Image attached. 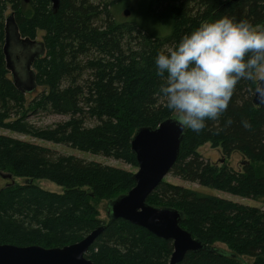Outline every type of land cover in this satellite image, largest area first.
<instances>
[{
    "label": "trees",
    "instance_id": "trees-1",
    "mask_svg": "<svg viewBox=\"0 0 264 264\" xmlns=\"http://www.w3.org/2000/svg\"><path fill=\"white\" fill-rule=\"evenodd\" d=\"M8 5L23 37L44 34L46 53L34 65L38 89L29 103L6 68ZM126 7H133L132 17L119 20L115 10ZM224 16L264 30V0H60L57 13L50 0H0V129L138 168L131 149L136 130L171 117L157 95L163 80L154 58ZM255 87L239 81L223 114L199 133L187 130L173 177L264 205V105H254ZM31 113L68 120L41 129L29 123ZM208 144L225 158L240 153L243 170L205 160L199 150ZM0 172L24 181L0 188V245L62 248L105 226L85 255L94 264L169 263L171 241L99 218L94 202L108 207L127 194L134 173L1 134ZM40 180L61 191L42 189ZM148 203L183 212L181 228L213 249L188 253L180 264H264L263 209L164 181Z\"/></svg>",
    "mask_w": 264,
    "mask_h": 264
},
{
    "label": "water",
    "instance_id": "water-1",
    "mask_svg": "<svg viewBox=\"0 0 264 264\" xmlns=\"http://www.w3.org/2000/svg\"><path fill=\"white\" fill-rule=\"evenodd\" d=\"M23 1L25 4L30 2ZM50 1L53 13H57L60 0ZM124 15L128 17L130 11H124ZM3 52L6 68L12 76L15 88L23 95L35 93L38 85L34 65L44 57L46 48L43 41L21 35L15 13L6 17ZM253 103L258 107L264 105L257 99L256 93ZM186 132L187 130L181 132L171 117L164 119L156 128L137 129L131 139L132 153L138 165V171L133 175L135 187L127 194L111 200L106 210L109 220L127 221L160 239L171 241L173 253L168 264H180L188 253L213 251L210 246L181 228L183 212L148 203L149 197L175 165ZM0 176L11 180V184L15 183L11 174L0 172ZM104 228L105 226H101L80 242L62 248L0 245V264H94L85 255Z\"/></svg>",
    "mask_w": 264,
    "mask_h": 264
},
{
    "label": "clouds",
    "instance_id": "clouds-1",
    "mask_svg": "<svg viewBox=\"0 0 264 264\" xmlns=\"http://www.w3.org/2000/svg\"><path fill=\"white\" fill-rule=\"evenodd\" d=\"M154 64L163 80L157 95L181 132L199 133L206 120L223 114L241 80L255 83L264 103V30L246 20L201 23L175 48L157 53Z\"/></svg>",
    "mask_w": 264,
    "mask_h": 264
},
{
    "label": "rangeland",
    "instance_id": "rangeland-1",
    "mask_svg": "<svg viewBox=\"0 0 264 264\" xmlns=\"http://www.w3.org/2000/svg\"><path fill=\"white\" fill-rule=\"evenodd\" d=\"M132 8L133 7H131V8L126 7L120 11L115 10L117 15L121 17V18H119V20H125L128 18H131L132 17L131 12H130V15L127 17L124 15V11H126V10L130 11ZM11 10H12L11 5H8L7 13L9 14V12H11ZM43 35H44L43 33L39 32L37 34V40L42 41ZM34 96H35L34 93L33 94H27L28 103L34 98ZM66 120H68V117L57 116V115H48V114H43V113H37V114L31 113L29 115V118H28V121L30 124H32L34 127L41 128V129L46 128L48 126H51L57 122H62V121H66ZM90 125H94V124H90ZM0 134L48 147L52 150H55L58 154L73 155V156L82 158V159L87 160V161L100 162L104 165L123 169V170L129 171V172H132V173H135L138 171V168H134L130 165H127L125 163H122V162H119V161H116V160H113L110 158H105L103 156H94V155H91L89 153L82 152V151H79L77 149H73V148H70L67 146L53 145L51 143L35 139L31 136L17 134V133H13V132L3 130V129H0ZM199 153L204 157L205 160L209 161L212 164L221 165V163H223V161H224L225 164H227L228 166L232 167L233 169H235L236 171H239V172H241L243 170V165L247 163V159L244 158L240 153L234 152L233 154H231V156L229 158H225L220 149H213V148H211V146L209 144L202 147L199 150ZM15 181L19 184L20 183L22 184L24 182L21 179H15ZM164 182L171 184V185L182 186V187L187 188V189H192V190L204 192L207 194H211V195H214L220 199H225V200H229V201L244 204V205L254 206V207H257V208L264 210V205L259 203V202L242 199V198L233 196V195L225 193V192L213 190V189L201 186L198 183L186 182V181L180 180L179 178L173 177L171 174H169L164 179ZM10 183H11V180L3 179L0 176V188H3ZM36 185H38L39 187H41L42 189H44L46 191H51V192H60L61 191V189L56 184H54L50 181H47V180L36 181ZM154 203L157 204L156 201H154ZM94 204H95V207L97 208V210L99 212V218L101 220H104L105 222H108V217H107V212H106L107 201H104V200L98 201V202H94ZM218 247H222V248L227 249V246L221 245V244H219Z\"/></svg>",
    "mask_w": 264,
    "mask_h": 264
}]
</instances>
